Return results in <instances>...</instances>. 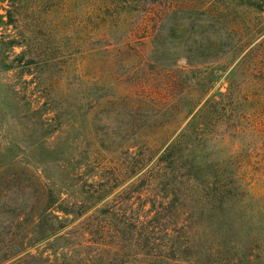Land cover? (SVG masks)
Segmentation results:
<instances>
[{
	"label": "rangeland",
	"instance_id": "rangeland-1",
	"mask_svg": "<svg viewBox=\"0 0 264 264\" xmlns=\"http://www.w3.org/2000/svg\"><path fill=\"white\" fill-rule=\"evenodd\" d=\"M0 264H264V0H0Z\"/></svg>",
	"mask_w": 264,
	"mask_h": 264
}]
</instances>
